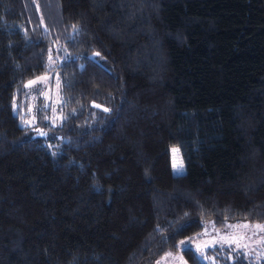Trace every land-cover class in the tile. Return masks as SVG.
<instances>
[{
	"label": "trees",
	"instance_id": "16d2710c",
	"mask_svg": "<svg viewBox=\"0 0 264 264\" xmlns=\"http://www.w3.org/2000/svg\"><path fill=\"white\" fill-rule=\"evenodd\" d=\"M54 4L0 0V264H253L179 244L264 224V0Z\"/></svg>",
	"mask_w": 264,
	"mask_h": 264
},
{
	"label": "rangeland",
	"instance_id": "374dc122",
	"mask_svg": "<svg viewBox=\"0 0 264 264\" xmlns=\"http://www.w3.org/2000/svg\"><path fill=\"white\" fill-rule=\"evenodd\" d=\"M29 1L36 10L38 20L41 19V15L45 16L47 14L50 16L51 11L56 8L54 0ZM51 18L52 20L55 19L53 17ZM32 81L35 83L30 84ZM32 81L26 85V96L29 105L31 104L33 107V101L39 98L43 102L42 106L44 109L48 104H50V107L56 108L59 103V98L54 89V87L57 86L55 78L51 75H44ZM49 99L51 101H49ZM170 153H172L171 161L173 167L179 170L180 162L176 153L173 152V149ZM174 168L173 170L175 173H181L183 171L182 167L179 171H176ZM243 225H248V227H244ZM257 225L264 226V224L261 223L247 222L229 223L225 224L222 228L207 226L196 238L180 242L179 247L183 248L189 246L191 249H195L199 254L203 252V250L213 246H229L233 251H239L246 257L252 258L253 264L264 263V230L256 227ZM179 254L180 251L165 254L154 264H185L184 261L179 258Z\"/></svg>",
	"mask_w": 264,
	"mask_h": 264
},
{
	"label": "snow or ice",
	"instance_id": "6c2138e0",
	"mask_svg": "<svg viewBox=\"0 0 264 264\" xmlns=\"http://www.w3.org/2000/svg\"><path fill=\"white\" fill-rule=\"evenodd\" d=\"M97 55H99L98 53H97ZM31 83H35L34 81H32V82H30V84ZM105 111H108V109H104ZM26 123H27V121H26ZM42 135L44 134V133H41ZM173 151L174 152H176V151H178L177 149H173ZM244 227H248V225H243ZM233 227H235V226H233ZM256 227H258V228H261V230H264V226H260V225H257Z\"/></svg>",
	"mask_w": 264,
	"mask_h": 264
}]
</instances>
